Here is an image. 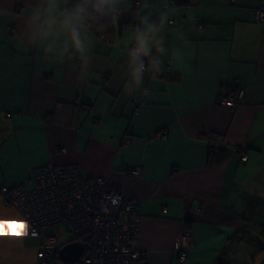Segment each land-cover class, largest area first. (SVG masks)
I'll use <instances>...</instances> for the list:
<instances>
[{"label": "crops", "instance_id": "1", "mask_svg": "<svg viewBox=\"0 0 264 264\" xmlns=\"http://www.w3.org/2000/svg\"><path fill=\"white\" fill-rule=\"evenodd\" d=\"M135 1L107 14L106 38L95 27L87 51L61 53L25 28L40 0H0V186L78 164L139 203L143 264H264V23L253 17L264 0ZM144 17L165 52L144 58L137 85L128 49ZM153 57L169 76L151 73ZM235 79L244 102L216 104ZM163 128L166 140H147ZM137 165L143 176L125 174ZM0 222V264H36L39 240L1 199Z\"/></svg>", "mask_w": 264, "mask_h": 264}, {"label": "built area", "instance_id": "2", "mask_svg": "<svg viewBox=\"0 0 264 264\" xmlns=\"http://www.w3.org/2000/svg\"><path fill=\"white\" fill-rule=\"evenodd\" d=\"M135 4L140 5L136 0ZM23 10L22 6L18 7ZM254 20L264 23V7L253 10ZM173 24V21H169ZM8 33L10 27L6 28ZM101 37H103L101 35ZM151 73L155 76L169 75L167 66L150 59ZM245 86L235 79L226 95L220 94L216 104L234 109L244 102ZM131 103L137 105L132 100ZM168 137V128H163L147 137L149 141H163ZM204 139L203 135H200ZM131 142L124 139L122 146ZM216 145H210L214 152ZM239 150V149H238ZM246 155L241 156L245 160ZM128 176H143L141 165L127 166ZM32 187L0 186V199L4 205L16 207L22 216L26 233L39 240L36 264H143L145 253L140 250L138 240L139 203L123 197L120 190L109 184L104 177H87L81 173L78 164L53 165L47 163L34 167L31 171ZM74 237L60 244L61 229ZM79 241L83 252L77 260L64 262L59 257V249L65 244ZM184 247H189L192 237L183 234ZM182 252L179 260L183 262Z\"/></svg>", "mask_w": 264, "mask_h": 264}, {"label": "clouds", "instance_id": "3", "mask_svg": "<svg viewBox=\"0 0 264 264\" xmlns=\"http://www.w3.org/2000/svg\"><path fill=\"white\" fill-rule=\"evenodd\" d=\"M118 0H40L29 13L25 28L37 37L50 38L61 53L72 49L83 53L88 48L89 32L95 23L115 10ZM160 26L141 20L133 33V43L128 49L130 78L137 85L143 83L146 72L144 58L155 53L163 54L161 39L157 34ZM151 64V61H149Z\"/></svg>", "mask_w": 264, "mask_h": 264}, {"label": "water", "instance_id": "4", "mask_svg": "<svg viewBox=\"0 0 264 264\" xmlns=\"http://www.w3.org/2000/svg\"><path fill=\"white\" fill-rule=\"evenodd\" d=\"M83 252V245L79 241H73L65 244L59 249V257L64 262H73Z\"/></svg>", "mask_w": 264, "mask_h": 264}, {"label": "trees", "instance_id": "5", "mask_svg": "<svg viewBox=\"0 0 264 264\" xmlns=\"http://www.w3.org/2000/svg\"><path fill=\"white\" fill-rule=\"evenodd\" d=\"M97 28V29H101V30H103V33H105V34H102V36L104 37V38H106L105 36H106V33H108V32H110V31H112L113 30V24H112V21L110 20V18L107 16V15H105L104 17H102V18H100L96 23H95V25H94V27L93 28ZM100 34H101V32H99ZM167 76H169V75H164V77H167Z\"/></svg>", "mask_w": 264, "mask_h": 264}, {"label": "rangeland", "instance_id": "6", "mask_svg": "<svg viewBox=\"0 0 264 264\" xmlns=\"http://www.w3.org/2000/svg\"><path fill=\"white\" fill-rule=\"evenodd\" d=\"M155 141V140H154ZM73 235L69 232H67L66 228L61 229V238H60V244H63L67 241H70L73 239ZM254 240V239H253Z\"/></svg>", "mask_w": 264, "mask_h": 264}, {"label": "snow or ice", "instance_id": "7", "mask_svg": "<svg viewBox=\"0 0 264 264\" xmlns=\"http://www.w3.org/2000/svg\"><path fill=\"white\" fill-rule=\"evenodd\" d=\"M2 227H6L4 222H0V228H2ZM20 227H25V226L21 225ZM9 234L10 233L7 232V231L0 232V235H9ZM17 234L20 235V234H23V233L22 232H18Z\"/></svg>", "mask_w": 264, "mask_h": 264}, {"label": "bare ground", "instance_id": "8", "mask_svg": "<svg viewBox=\"0 0 264 264\" xmlns=\"http://www.w3.org/2000/svg\"><path fill=\"white\" fill-rule=\"evenodd\" d=\"M25 231H27V229L25 228Z\"/></svg>", "mask_w": 264, "mask_h": 264}]
</instances>
